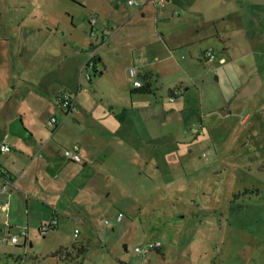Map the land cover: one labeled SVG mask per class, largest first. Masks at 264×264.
I'll return each instance as SVG.
<instances>
[{"label": "rangeland", "instance_id": "obj_1", "mask_svg": "<svg viewBox=\"0 0 264 264\" xmlns=\"http://www.w3.org/2000/svg\"><path fill=\"white\" fill-rule=\"evenodd\" d=\"M129 1L0 0L4 14L31 13L20 49L11 36L17 39L15 20H0V146L14 151L5 136L23 139L8 131L17 117L30 132L44 126L42 142H55L51 117H75L60 108L58 97L66 94L94 122L107 108L144 107L160 136L157 145L143 146L141 174L128 165L124 176L110 175L90 224L65 218L45 233L31 226L26 240L24 214L21 227L0 235V264H264V32L239 30L231 49L215 35L224 11L247 9L238 0H166L159 8ZM91 17L97 32L113 28L98 49L109 75L84 68L90 44L101 40L90 35ZM209 49L226 59L217 74L215 62L202 57ZM138 58L152 71L151 92H130L128 64L130 70ZM179 85L181 93L170 98ZM126 113L128 123L136 121ZM74 244L86 247L83 255L52 256ZM150 244L159 246L136 250Z\"/></svg>", "mask_w": 264, "mask_h": 264}, {"label": "crops", "instance_id": "obj_2", "mask_svg": "<svg viewBox=\"0 0 264 264\" xmlns=\"http://www.w3.org/2000/svg\"><path fill=\"white\" fill-rule=\"evenodd\" d=\"M238 1L241 6L246 5L247 9L239 7V9L232 8L229 11H224L221 17L224 22L223 31L220 32L215 26L216 34H214H223V37H226L228 44L226 48L228 49L233 46L234 34L241 29L249 30L251 34L258 31L264 32V0ZM17 3H10L9 6L15 9L22 8V5H17ZM223 4H226V0ZM4 18L7 22L11 19L15 20L18 28V31L16 30L17 39H15V34L11 36L14 37L13 42H16L17 48H22V27L26 26V18H31L30 11L15 10L5 14L0 12V20ZM99 32L100 38L105 40L106 34L113 32V28L110 27ZM10 33L9 29L1 27V34L10 36ZM214 34L212 33L210 37H213ZM103 45L105 42L95 45L96 49L94 47L103 63L97 64V70L101 71L104 67V72L109 75L110 63L98 52L99 47ZM170 51L169 44L165 53L169 55ZM157 57V54H154L151 60L157 59ZM220 59L225 61L221 63ZM115 61L123 63L121 58L115 59ZM211 61L216 65L215 74H217V67L226 63L224 56H219L216 59L214 55V59L207 62L208 65ZM132 63L139 67V76H142L145 81L143 85L148 84L151 89L152 71L146 68V61L144 63L138 58L134 59ZM88 74H90L89 71L87 77ZM88 78L90 79L91 76ZM136 88L135 86L130 87V90L134 91ZM172 95L176 96L177 94L172 93ZM151 107V105L147 106L146 110H153ZM143 108L134 107V105L130 106V109L126 107L107 108L105 114L94 122L88 118L89 116L79 102L78 108H75L73 112L75 117L72 121L66 117L60 122L52 124L51 126L54 128L47 127L50 135L55 133L57 136L55 142L52 139L42 142L43 134L46 135L44 126L41 129L35 128L34 132H31L30 139H10L6 135L5 141L10 140V143L16 148L14 151L10 149L6 152L0 148V164L16 188L0 196V206L7 205L6 211L0 210V235L7 233L6 229L13 225L21 227L24 214L26 226L20 229H27V231L32 226L38 227L40 232L45 233L48 229L59 226L61 220L65 218L71 222L84 221L90 224L98 213L97 209H101L98 208V205L105 199L110 175L116 173L124 176L121 173L127 170L128 165L134 169L133 173L137 175V170L140 169L138 163L142 161L143 146L151 147L160 141V136L154 133V124L149 120L150 117H146V120L143 117V112H141ZM125 110L136 118L135 122L128 123L126 121ZM155 113L152 112L151 115L154 116ZM67 114L65 113V116ZM75 144L79 146L77 153L81 159L80 162H73L69 156L68 150ZM3 145L7 144L1 146ZM139 171L141 174V170Z\"/></svg>", "mask_w": 264, "mask_h": 264}, {"label": "built area", "instance_id": "obj_3", "mask_svg": "<svg viewBox=\"0 0 264 264\" xmlns=\"http://www.w3.org/2000/svg\"><path fill=\"white\" fill-rule=\"evenodd\" d=\"M151 3L153 4V6L155 8H159V6H164V4L166 3V0H150ZM129 5H133L136 6L138 8H142L146 3H140V2H136L134 0H130ZM96 17H91L89 20V25H90V35L92 37H98V32L95 28L96 26ZM104 43V38H101V40L98 42V44H103ZM97 44H95L94 42L92 43V50L90 52V57L87 60V62L84 65V68L88 67L91 70H94L95 68L97 69V61L95 60V56H96V46ZM95 47V49H94ZM203 58L205 60H212L214 59V55L212 53V51L206 50L205 52H203ZM225 60L224 59H220L219 62L223 63ZM140 74L139 68L136 65H133L130 70H129V75L130 77L134 78V83L133 85L137 88H140L143 86L142 82L138 79H136V77H138ZM88 77H90V74H88ZM177 93H181V90H176V92L174 94ZM58 102L60 105V108L64 111H66V113H70V112H74L75 111V106H74V102H72V97L68 94L66 95H61L60 97H58ZM57 122L55 117L51 118L50 121V125L55 124ZM2 151L6 152L10 150V147L7 145H3L0 147ZM79 146L77 144H75L70 150H68V152L70 153L69 156L71 158V160L73 162H80V157L77 153ZM16 186L14 184V182L12 181V179L10 178V176H8L7 172L5 171V169L1 166L0 164V194H6L8 193L10 190L15 189ZM0 210L2 211H6L7 210V205L6 204H2L0 206ZM122 217L121 213H118L116 220H119ZM7 233H9V228L6 229ZM20 235L23 236L26 239L27 236V229H22L20 232ZM10 240L12 242H17V236H10ZM1 241V240H0ZM159 244H150L148 247L146 248H139L137 247L136 250L138 252H142V253H147L150 249L158 247Z\"/></svg>", "mask_w": 264, "mask_h": 264}, {"label": "trees", "instance_id": "obj_4", "mask_svg": "<svg viewBox=\"0 0 264 264\" xmlns=\"http://www.w3.org/2000/svg\"><path fill=\"white\" fill-rule=\"evenodd\" d=\"M90 50H92V48L90 47ZM95 60L98 63H102V60L100 58V56L98 54H96L95 56ZM103 64V63H102ZM105 71L104 67L103 70L98 71L96 68L93 70L94 74H102ZM181 86H177L175 88V90H179ZM152 90L150 89V87L148 86V84L143 85L140 88H136V90L132 91L130 90L131 93H147V92H151ZM169 97L170 98H175V96L172 95V90H169ZM245 193V192H244ZM72 251H68L66 248L60 247L58 250H56L55 252L52 253V256L55 257L58 260L61 261H71V259L73 258V254L78 257L84 254V252L86 251V247H84L83 245H72Z\"/></svg>", "mask_w": 264, "mask_h": 264}, {"label": "water", "instance_id": "obj_5", "mask_svg": "<svg viewBox=\"0 0 264 264\" xmlns=\"http://www.w3.org/2000/svg\"><path fill=\"white\" fill-rule=\"evenodd\" d=\"M90 46H92V43ZM8 131L23 139H30L32 136L31 132L25 127L20 117L15 118L9 123Z\"/></svg>", "mask_w": 264, "mask_h": 264}]
</instances>
